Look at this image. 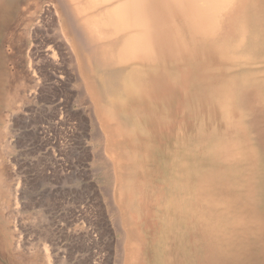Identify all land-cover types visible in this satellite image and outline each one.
<instances>
[{"label": "bare ground", "instance_id": "obj_1", "mask_svg": "<svg viewBox=\"0 0 264 264\" xmlns=\"http://www.w3.org/2000/svg\"><path fill=\"white\" fill-rule=\"evenodd\" d=\"M33 37L48 69L64 47L97 110L122 264H264L223 197L264 178V0H0V73Z\"/></svg>", "mask_w": 264, "mask_h": 264}, {"label": "rangeland", "instance_id": "obj_2", "mask_svg": "<svg viewBox=\"0 0 264 264\" xmlns=\"http://www.w3.org/2000/svg\"><path fill=\"white\" fill-rule=\"evenodd\" d=\"M35 40L25 39L14 63L7 62L5 73H0V246L5 250L0 264H122L126 239L121 219L112 214L110 182L104 180L96 161V154L106 148L97 110L91 98L79 94L83 83L75 78L68 56H62L64 47L52 43L55 62L66 74L45 68L43 58L30 53L36 51ZM59 74L60 79H55ZM36 78L40 80L33 81ZM135 154L141 159L143 147ZM140 167L135 166L136 174ZM261 167L264 160L260 158ZM254 180L223 197L240 195L234 208L241 205L249 211L242 223L255 228L248 230L249 240L243 245H253L256 239L254 246L264 255V178ZM137 243H141L139 237H135ZM247 258L254 263L258 257Z\"/></svg>", "mask_w": 264, "mask_h": 264}]
</instances>
